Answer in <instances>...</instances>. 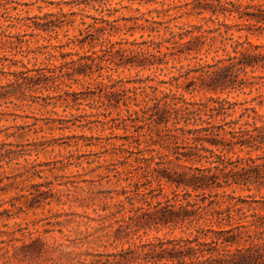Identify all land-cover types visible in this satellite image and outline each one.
<instances>
[{"label": "trees", "instance_id": "16d2710c", "mask_svg": "<svg viewBox=\"0 0 264 264\" xmlns=\"http://www.w3.org/2000/svg\"><path fill=\"white\" fill-rule=\"evenodd\" d=\"M109 1L64 3L78 8L79 12L69 14H79L80 24L84 26V35L71 42L77 43L79 48L87 44L93 49L98 45L100 55L84 53L67 60L71 54L61 53L62 61L46 73L43 69H28L14 58L15 55L0 56V78L6 80L0 85V98L11 93L6 87L20 90L21 94L33 92L43 88V78L46 82L69 87L64 80L77 83L79 76L89 77L97 72V78L101 79L96 82L98 90L90 94L97 96L92 100L98 102L97 108L103 111L84 113L80 117L86 118L89 124L108 125L115 121L122 124L125 135L116 147L119 150L117 164L112 163L113 169L108 172L124 173L125 181L130 180L134 172L133 176L139 180L127 183L121 190L123 200L117 206L122 210L127 204L129 215L116 221L117 231L124 237L139 230L163 228L181 229L185 234L153 237L103 255V260L95 259L90 264H264V96L257 94L241 103L219 96L235 91L249 95L264 86V75H253L264 71V45L252 44L249 39H264V0H257L260 3L185 0L171 7L181 10L178 16L165 21L144 19L150 23L147 29L151 33H158V27L165 24L167 36L140 43L110 40L109 37L118 32L115 25L118 19L105 18L113 14ZM171 3L175 4L173 0ZM85 9L94 10L98 16L85 15ZM8 12L9 9L3 8L4 14ZM183 14L210 22L212 26L174 25L177 31L168 27ZM58 15L65 18L66 14L59 11ZM84 18L91 22H84ZM6 20L7 27L12 28L15 27L13 21L19 19L7 16ZM60 22L66 23V20ZM23 26L31 29L32 34L56 27L52 21ZM3 36L6 40L2 43L14 47V36ZM125 44L128 46L122 47ZM210 53L214 54L210 62L203 60ZM182 60L188 64L181 65ZM175 63L180 65L176 67ZM112 66L156 71L168 66L176 75L167 81L146 76L133 81L137 86L125 88L121 81H113L109 75L105 77L106 83L103 81L101 71L111 70ZM179 79L184 80L182 86ZM166 84L169 87L162 89ZM179 88L182 93H178ZM199 91L216 96H210L205 102L184 97L185 93ZM76 94L63 92L67 98L72 97V102L76 101ZM256 99L258 107L252 105ZM120 105L125 107L126 115L116 111L112 116L109 109L116 110ZM237 106H241L239 111ZM128 126L133 131L129 132ZM142 129L144 132L140 133ZM141 144L144 145L139 148ZM237 152H243L244 156L239 157ZM117 165L123 169H117ZM231 187L254 191L261 196L248 200L224 191L213 193V190ZM164 188L169 189V194L162 192ZM137 197H140L139 205L135 206L133 200Z\"/></svg>", "mask_w": 264, "mask_h": 264}, {"label": "rangeland", "instance_id": "374dc122", "mask_svg": "<svg viewBox=\"0 0 264 264\" xmlns=\"http://www.w3.org/2000/svg\"><path fill=\"white\" fill-rule=\"evenodd\" d=\"M68 1L0 0V5L4 6L0 7V56L15 55L14 58L21 60L28 69H43L46 73L47 69H53L54 65L62 61L61 53L71 54L66 57L67 60L76 59L84 53L90 55L95 52L100 55L98 45L93 49H89L87 44L79 48L77 43L71 42L84 35V26L80 24L79 14H69L79 11L70 4H64ZM173 1L175 4L171 0H110L109 8L113 14L105 18L118 19L115 24L118 32L110 36V40L140 43L166 37L165 24L158 27V33H151L147 29L151 25L144 19L165 21L178 16L181 10L172 8L185 0ZM253 3L260 1L254 0ZM3 8L9 9V12L4 14ZM59 11L66 14L65 18L59 17ZM83 13L98 16L91 9H85ZM47 14L49 16L45 17ZM7 16L19 19L13 21L15 27H7ZM42 16L43 19H39ZM62 20H66V23H61ZM47 21H52L56 27L32 34L31 29L23 26L25 23L44 24ZM84 22L91 20L84 18ZM174 25L212 26L210 22L186 14L168 24V27L177 31ZM8 34L14 36V47L2 43L6 40L3 35ZM249 39L252 44L264 45L263 38ZM127 46L125 44L122 47ZM213 55L210 53L203 60L210 62ZM220 55L221 52L218 53ZM180 64L185 66L188 61L182 60ZM180 64L175 63V66ZM112 67L111 70L101 71L103 81L106 83L105 77L109 75L113 81H121L125 88L137 86L133 81L146 76L167 81L176 75L174 70H168L167 67L162 71L129 66ZM260 74L264 75V71L253 73L254 76ZM0 79V85L3 86L6 80L3 77ZM78 80L77 83L64 80L69 85L66 87L59 82H46L43 78V88L39 90H25L21 94L20 90L6 87L5 90L11 93L6 98H0V264H90L95 259L103 260V255L133 247L153 237L185 236L181 229L171 231L168 228L145 232L139 230L128 237L117 231L116 221L129 215L127 204L122 210L117 206L123 200L121 190L127 183L138 179L133 176L134 172L127 181L124 180V173L118 175L113 171L108 172L113 169L112 163L117 164L119 150L116 147L122 143L125 131L117 121L108 125L99 122L89 124L86 118L80 117L84 113L102 112L103 109L97 108L100 104L92 100L97 99V96L90 94L98 90L96 82L101 79L97 78V72L89 77L79 76ZM183 81L179 79L178 83L182 86ZM166 87L169 85L161 88ZM64 91L77 93L76 101L72 102V97L63 95ZM178 93H182L180 88ZM257 94L264 96V86L249 95L235 91L219 96L230 102L241 103ZM210 96L216 95L202 91L184 94L186 99L195 102H205ZM257 101L252 102V105L258 107ZM240 108L237 106L236 110ZM109 110L112 116L116 111L122 116L126 115L123 105L116 110ZM98 118L103 120L102 116ZM90 119L94 120V117ZM128 129L129 132L133 131L131 126ZM139 132L143 133L144 129ZM236 154L244 156L243 152ZM118 167L119 170L123 169ZM223 191L248 200L261 196L254 191L247 192L236 187L213 190V193ZM162 192L169 194V189L164 188ZM216 199L220 200V196ZM138 200L140 197L134 198L135 206L139 205Z\"/></svg>", "mask_w": 264, "mask_h": 264}]
</instances>
